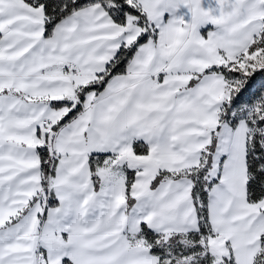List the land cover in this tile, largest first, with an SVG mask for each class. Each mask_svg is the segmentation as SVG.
Instances as JSON below:
<instances>
[{
	"label": "snow or ice",
	"instance_id": "1",
	"mask_svg": "<svg viewBox=\"0 0 264 264\" xmlns=\"http://www.w3.org/2000/svg\"><path fill=\"white\" fill-rule=\"evenodd\" d=\"M0 264H264V0H0Z\"/></svg>",
	"mask_w": 264,
	"mask_h": 264
}]
</instances>
